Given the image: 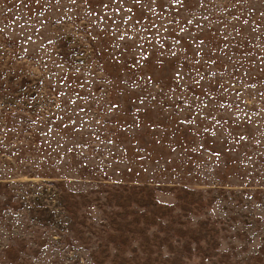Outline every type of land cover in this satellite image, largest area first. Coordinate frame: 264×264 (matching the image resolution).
<instances>
[{"label": "rangeland", "instance_id": "obj_1", "mask_svg": "<svg viewBox=\"0 0 264 264\" xmlns=\"http://www.w3.org/2000/svg\"><path fill=\"white\" fill-rule=\"evenodd\" d=\"M206 3L207 11L195 17L205 27L189 26L199 39L182 40L185 48L177 56L166 50L171 38L163 41V55L145 44L148 60L131 68L134 50L125 51L123 42L115 47L75 9L49 8L45 18L54 11L61 15L41 23L35 9H24L19 0H0V182L9 184L0 183V264L110 263L116 253L111 237L120 235L115 227L130 210V193L140 187L175 206L183 227L205 232L206 223L216 233L210 255L186 258L183 251L187 264H264V99L244 91L264 92V72L257 67L264 57V0ZM196 47L200 57L193 54ZM197 59L201 63L194 65ZM176 71L184 77L183 90L173 79ZM197 71L204 77L199 87L190 79ZM217 79L236 88L227 94L210 88ZM201 87L216 97L212 104L223 99L231 105L218 109L217 118L226 111L240 117L238 124L222 122L226 141L212 146L218 157L197 151L195 129L179 122L188 110L178 98L193 104L195 95L208 102ZM237 89L247 101L243 112L234 103ZM69 97L77 103L66 104ZM138 97L148 105L147 115ZM137 107L140 127L134 123ZM193 107L199 111L200 101ZM69 116L79 131L63 128ZM184 187L194 196L185 193L179 203ZM193 197L200 202L189 204ZM140 240L125 246L132 264L147 257Z\"/></svg>", "mask_w": 264, "mask_h": 264}, {"label": "snow or ice", "instance_id": "obj_2", "mask_svg": "<svg viewBox=\"0 0 264 264\" xmlns=\"http://www.w3.org/2000/svg\"><path fill=\"white\" fill-rule=\"evenodd\" d=\"M19 3L23 6L24 9L32 11L35 9L40 22L44 23L47 20L48 23H51V17L53 15H61L58 11L52 12L47 18L44 16V12L49 8L60 9L67 8L68 10L75 9L74 15L79 14L80 18L88 20L89 24L93 28L99 29V35L105 36L110 41H115V47H120L121 42H123L124 50L128 49L134 50V59L135 63L130 65L131 68H136L137 66L143 67L140 65V61H147L149 53L145 49V44L151 46L153 52L157 51V47L160 49V55H163L165 51L164 40L171 38V43H169L168 48L166 49L171 56H177V49H184L185 45L181 44V41H196L199 37L195 36L193 31L189 26L195 24L196 29L199 31L205 26L200 22V20L195 19L196 13L199 10L207 11L206 0H68L67 5L63 3V0H19ZM261 17H264V13L260 14ZM204 20L208 19L207 15H203ZM245 24H248L249 21L245 20ZM103 25V27H100ZM260 28V24L257 23L252 27V31L255 32ZM92 29H89L91 34ZM96 37L93 36V39ZM28 40H31V36L27 37ZM52 41L49 39V43ZM199 43L202 45L203 40H200ZM188 48H191V44L187 45ZM139 50L135 52V50ZM202 49L196 47L193 50V54L196 57L201 56ZM207 54V53H205ZM117 63L119 59L114 57ZM187 59V57H185ZM211 60V57H209ZM157 62L159 63V57H157ZM215 63V61H212ZM199 59L194 61V65L200 64ZM258 70L264 72V57H261L259 64L257 65ZM244 75H250V71L243 73ZM215 76V73H213ZM144 79V77H140ZM66 79V77H65ZM173 79L177 82V85L183 90L184 86L180 85V81L184 79L179 71H176L173 75ZM193 79L194 86H201V81L204 80V77L199 75L197 71L196 78ZM152 77L147 76V83H151ZM83 87V85H80ZM209 87H215L218 92L223 94L229 93L232 89L236 88L235 82L231 80L221 82V79H217L213 85L209 82ZM250 88H254L255 85H250ZM174 91V89L172 90ZM248 93V96L253 99H264V92H252L245 89ZM58 95H65L64 93H59ZM236 99L234 103L237 108L243 112L244 109L241 104L247 105V101L243 99L244 92L240 89L236 90ZM76 96L80 99H86L85 97H80L79 93H76ZM201 96H208L209 100L207 103L204 100L200 99L199 96L193 95L192 100L193 104L197 100L200 101L201 109L197 111L193 104H188L187 99L180 97L184 103L185 108L188 110V115L184 116L179 120L181 124H190V128H194L195 131L191 134L196 137L198 136L199 142L197 143V151L204 150L212 156H219L220 152L213 145L224 143L226 141L225 130L222 126L223 123H227L229 120H232L234 123H240V117L231 111H226L220 118H217L216 111L218 109H230L231 105L226 104L223 99L218 101L216 104H212V101L216 97L211 95V92L207 89L201 87ZM152 101H156L157 97L155 95L150 96ZM171 98V97H170ZM139 104L144 106L145 114L147 115L150 111L148 105L145 103L143 98H139ZM77 103L76 99L68 98L66 104L75 105ZM135 103V101H133ZM118 104H113L112 108H118ZM162 107V105H161ZM56 108H61L60 104H56ZM179 109V104H177ZM67 109H65L66 111ZM80 111H86V109L81 106ZM111 111V109L109 110ZM141 111L140 107H137L134 112L136 117L134 123L136 127H140V117L139 113ZM154 111V109L152 110ZM63 121V116L59 118ZM76 121L71 119L69 116V123L63 124V128L70 131H79L75 127ZM155 130V129H153ZM205 134L207 136L205 137ZM239 139L244 140L245 136L241 133L239 134ZM75 143L79 144L80 141L76 140ZM109 144L113 143L112 140L108 141ZM71 151V149H69ZM175 151V149H173Z\"/></svg>", "mask_w": 264, "mask_h": 264}, {"label": "trees", "instance_id": "obj_3", "mask_svg": "<svg viewBox=\"0 0 264 264\" xmlns=\"http://www.w3.org/2000/svg\"><path fill=\"white\" fill-rule=\"evenodd\" d=\"M4 186H9L8 182H0ZM183 193L177 194L179 203L184 199L185 193L194 196L193 189L182 188ZM131 207L127 210L124 203L121 207L126 209L125 213H121L122 221L115 227L120 232L119 236L113 235L111 242L114 244L116 253L108 264H132V256L126 255L125 246L130 240L141 239L140 247L147 253V257H143L142 262L136 264H187L183 257V251H187L186 258L193 256L195 252L199 254L207 253L210 249L217 247V239L215 234L208 229L207 224L201 226L206 229L205 232L191 230L181 225V219L174 213L175 206L159 201L152 188L140 187L137 191H133L129 195ZM199 199L193 197L189 204H198ZM136 205V207H134ZM71 208V206L69 207ZM156 227L155 235L150 234V230ZM157 231V232H156ZM163 235H162V234ZM211 237L209 240L208 238ZM206 240L210 244L207 247L202 243ZM175 241H181V245H175ZM195 244L194 249L192 244ZM215 243L214 245H212ZM164 248L172 253H165ZM175 253V255L173 254ZM213 251L207 253L210 255Z\"/></svg>", "mask_w": 264, "mask_h": 264}]
</instances>
